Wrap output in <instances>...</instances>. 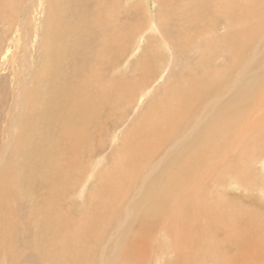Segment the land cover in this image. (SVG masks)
I'll return each mask as SVG.
<instances>
[{"label":"bare ground","instance_id":"bare-ground-1","mask_svg":"<svg viewBox=\"0 0 264 264\" xmlns=\"http://www.w3.org/2000/svg\"><path fill=\"white\" fill-rule=\"evenodd\" d=\"M33 1L14 0V2H12L13 13L15 14L14 17L10 14L7 15V13L4 12V9L0 10L1 21L4 24H7L10 28L17 27L16 29L17 34L20 35V40L22 41L27 40L26 36L30 37V33H28L29 31L26 30L28 20L30 26L27 27H33L35 31L39 29L38 25L39 23L41 24L42 22L41 9L39 13L32 11ZM67 1L68 3H71V12H70L71 20L68 23V25L66 24L67 26L66 30L56 32L57 35H55V32L53 33L54 36H57L55 41L57 39H62V36L66 37V42H64L65 48L54 47V49H51L48 46L46 50L49 56L47 65L50 68H48L45 74L43 75V82H42V74L40 75V77H38V79H40L38 81L40 86L39 84L38 86L35 84V86L38 87L35 90L37 91L38 96L35 95L37 96V99L34 100L32 107L33 110L31 111L30 115L27 117L28 122L24 123V126L22 124L21 128L19 127L20 129L18 133L15 134L13 132L14 136L13 133L11 132L14 129H18V124L16 123V121L10 122L8 124L9 128L4 130L5 133H8L9 136L12 135L14 138L10 140V142L4 145L2 148L3 153H5V156H3L4 158L1 157L3 158V160L0 161V167L2 168L3 166L2 170H4V166L8 162H10L9 164H7L9 166V170L14 173V171L17 168H19L18 172L20 173V175L18 174L16 177L20 179V177L24 174V171L27 170L30 167V165L34 164L36 166L37 163L41 162L40 159L43 158L45 153L46 154L48 153L49 149L52 148V146L55 147L54 144H56V142L63 144L64 147V144L68 142H69L68 144H70V141H72V144H74L73 145L74 148L75 146L91 145L89 147H91L92 151H95L94 146L96 148V145L91 144L92 141L94 142L95 136H97L95 134L98 133V131L103 128L104 124L107 125L108 121L110 120L109 115L110 117H113L112 116L113 114H110V112L106 114V108L112 107L113 105L117 107V103L119 101V103L121 102L123 103L122 104L123 106L125 105L131 106V104L137 102L136 104L137 107L133 108L132 110L136 112L138 110V107L139 109H141L140 107L142 105H145L144 103L149 100V98L155 91L156 87L160 85L162 82L166 81V79L170 75L169 70L171 69V67H173L175 58L177 56L176 54L184 53L190 55L191 58L188 57L189 63L190 62H192V64L194 63L193 66L196 65V67L200 68L199 70H202V71H198L201 75H199V73L197 74L193 73L194 71L190 70L188 72L189 73L191 72L192 74L195 75L191 76V79L186 78L187 79L186 84L182 82L184 84L182 86L175 85L176 87L171 86L172 88L169 86L170 89L169 90L167 89L168 92H166V97L160 101L159 107L155 106L156 109L153 110L154 114L152 113L153 116L150 117L149 119L150 121L148 122L150 123V125H148L145 128L142 126L143 127L142 133H140V135L138 134L134 135L135 138L134 139L132 138L133 141L127 143L128 145L130 144V147H127L126 144L125 146L126 148H123L124 152H121L119 156H117V158L121 157L120 159H118L119 162V164H117L118 167L115 168L116 164L113 163L114 169L116 170L112 173L108 172L107 174L108 176L106 178L103 175L105 178L104 183L108 182V185L112 183L110 184L109 187L110 189L108 190L115 192V195L117 193L120 194V196H122L123 198H121V200L119 201L120 208L116 212L117 217L115 219L117 220V226L116 228H114V231H112L114 233L111 232L112 235L109 237L106 243L100 247V250L102 251L103 254L102 255L103 259L100 257L102 261L93 262L92 260L91 262L90 260L89 264H110V261L107 260V252L109 251V247H110L109 245L111 244L112 241L116 240V238L118 237L117 236L118 233L122 234L121 232L128 227L129 225L128 220L132 218V217L129 218V214L131 213L134 205L136 207L138 204L143 203L142 206H145L147 202L149 201L152 202V199L150 197L151 194L154 193L155 189H153V187L151 186H155V184L158 181L160 182V180H162L164 173H166V178H165L166 187L164 188L165 191L160 190L159 192L161 193V195L165 194V198H163L164 196L159 198L157 204L156 205L154 204V206H156L155 207L156 209L152 208L154 211L148 212V215H146L148 216L146 220L148 221L147 223L153 225L154 221H156V219L158 218V214L161 211H165V210L168 211L170 215H175L176 217H179L178 222H175L177 220L174 221L175 225L174 223L171 224L169 223L170 228L172 225L176 226V228L178 227L180 233L177 234L179 237L175 239L176 241L175 245L177 243V246H175L174 251L177 257L168 264H192L198 262L197 261L198 256L196 254V250L199 251L201 249L200 245L202 244V238L204 239V236L209 232L210 234H213L212 236L214 237L215 234H217L219 231H227L226 236H228V238L225 237L226 238L225 239L222 236L224 238L222 244L224 246L230 245L232 242L231 239L232 235H230V232H233V219L232 221L231 220L229 221V219L233 217V205H234L233 185L240 186L238 183H234L233 181V178L235 177V175H233V170L234 171L239 170L238 172L239 176H242L244 174L245 175L249 174V172L251 171H253L256 174V176H258L256 166L260 167L259 170L260 172H263L262 170H264V156L259 161V153H258V151L261 149V147L264 144V133L261 134L259 137L262 138V141L253 145L251 149L249 148L245 149L248 153L247 155H245V157L240 153L237 154L235 153L236 155L233 157V153H234L233 135H235L236 138L239 137L241 139L242 137H246L249 133V130L250 129L252 130L254 124L257 130L256 129L253 131L250 130V133L255 131L254 133H252L255 134L258 132H263L264 130L263 121H260L259 118V115L261 114L264 107V3L261 4L260 7L258 5L251 7L252 11L251 10L249 11V16L251 15V13L252 15L250 17L248 16L250 18V23H247V21L245 20H243L245 22L242 21L243 23L240 21L242 23L241 24L242 30H244V34L246 35V37L242 38L241 40H238V38L237 39L235 38L237 37V35L233 36V0H182L183 7L181 9V13L176 14L171 18H169L170 15L167 14L168 18L166 19L164 18L165 22L161 25V27L158 26L155 20L156 17L155 0H148L149 3L147 2V4L149 10L148 14L150 15L149 16L150 24L148 28H146L144 31L141 32H139V29L143 23L139 20L140 17H142L140 14L143 11L141 12L139 2L135 3L137 0H70V1L67 0ZM35 3L40 4V6H42L43 4L42 0H35ZM122 3L124 4L122 5ZM6 4L9 5L8 0H0V8L1 7L3 8V6ZM18 4L24 5V7L18 6V8H14ZM16 9H19L21 12L18 13ZM260 18L262 20L258 24L255 23L256 25H253V22L251 20L254 21L255 19H260ZM35 26L37 27L35 28ZM70 27L71 30L69 29ZM6 32H8V29L6 30ZM154 34L159 35L158 37L160 38V40L159 43L157 44L158 50L161 51V54L164 51L163 55L165 56L166 54L169 66L168 65L165 66L164 69L159 74H157V71L154 70L152 64H150L151 60L147 58L148 55H146L145 53V55L139 59L140 64H138L139 66L148 65L146 67L142 66L144 68L143 70L146 74V77L145 79L143 77L144 80L142 79L143 82L141 87L136 86L138 85L140 80L139 81L136 80L138 83L137 82L135 83V87L129 88V85L126 84L127 79L125 77H119L117 79L116 77L108 76V70L117 66L119 64L118 62L119 59H121L123 55H126L132 39L139 36L138 40L134 44L135 46L133 50L130 52L128 60L123 66V68L126 70L129 68V65L131 64V60H133V58H136L139 52L143 53L144 51L143 44H145V42L148 41L146 36L152 35V37H155ZM35 37L39 39L40 34L36 33ZM155 41H156V37H155ZM233 42H235V44H233ZM27 43L30 44L29 42ZM236 44L238 46L236 48L238 53L235 62L233 64V57H234L233 47ZM113 51H116V53H113ZM8 52L5 58H8ZM33 57L34 56H32V58ZM196 67L194 66L192 68L196 69ZM149 68L151 69V72H148ZM31 72L33 74V71ZM233 74L235 75L233 76ZM28 86L30 87V82L27 81L25 83V88L26 87L28 88ZM23 90L25 92V89ZM23 90H20L21 100H23V96L25 97V95H22ZM39 90H41V92ZM123 97L124 100H121V98L123 99ZM135 97H137L136 100ZM56 103H60L58 105H62L64 109H66V107L70 109V114L65 115L66 110L62 109L61 111V108H57ZM245 120L246 122L244 123ZM233 122L237 123V126L234 130H233ZM123 123L124 121H122V124ZM60 124L66 125L67 133H65V130L63 129L60 134L59 132L60 128H58ZM119 129L120 128H118L116 131H118ZM103 130L106 131V129ZM32 131H33L32 134L34 136L28 137ZM113 131L116 132L115 130ZM121 134L122 133L120 132H116L115 135L113 134L114 137L112 141H114L115 144L121 139L120 137ZM99 137L101 138V136ZM103 141H105V139H103ZM91 150H89V153H92ZM256 150L258 151L255 152ZM8 154H10L9 156H11L10 158L11 161L10 160L8 161V157H6ZM76 154L78 155V153ZM79 156L80 155H78L77 159L80 160L81 156L80 158ZM114 157L111 158L115 159V162H117L116 161L117 158ZM50 158L51 157H49V159ZM101 158H103V156ZM233 158L235 161L234 163H236L235 168H233ZM98 159L102 160L100 158ZM98 159L97 161H99ZM105 159H107V157ZM45 160L46 159L42 161L43 163L41 162V165L46 164ZM110 165L111 164H109L108 166L110 167ZM31 167H33V165ZM52 168L54 169V166H52ZM53 169L50 171H53ZM66 170L71 171L70 169H66ZM95 170L96 167L93 168L90 171L89 175L87 176L86 173L84 172L85 174L83 175L86 176L84 177V179L86 178V182L84 183H87L92 179L94 180L93 177L95 175ZM98 170H100V167ZM4 171L6 172L8 170L5 169ZM10 171H8L9 172L8 175H10ZM50 171L49 173H52ZM0 176H4V178L6 177L5 174L4 175L0 174ZM33 176L34 175L29 174L26 182L28 183V180L33 178ZM49 180L50 182H52L51 179ZM1 181L4 182L5 180H1ZM81 181L82 178H77V180H75L73 184H76V186L80 185ZM17 183L15 181V183H13L14 186ZM7 185H9L10 187V184ZM62 185L63 187L66 186L63 183ZM161 185L163 187L164 184ZM28 186L30 187L31 185ZM87 186L84 184L81 193H84ZM22 187H24V185ZM162 187L160 188L162 189ZM15 188L16 187H14L13 189ZM151 188L154 190L153 192L148 191L149 189L151 190ZM235 188H237V186ZM260 188L258 187L259 190ZM30 192L28 193L30 194ZM98 192L101 191L99 190ZM102 192L100 194H102ZM19 193H21V190ZM51 193H53L52 190ZM51 193L50 195H52ZM81 193L80 195H82ZM89 194L90 193H88L87 195L91 196ZM21 196L22 195H20V197ZM60 196H58V199ZM0 197L2 198L3 196L1 195ZM115 197L117 198V196ZM1 198L0 200H2ZM160 199H162V201H160ZM68 200H66V203ZM56 201L54 200V202ZM54 202L52 204H55ZM154 202L156 201H153V203ZM82 203L83 205L85 204L84 201ZM57 204L59 205V203ZM72 205H74V203ZM51 206L54 209L56 205L55 206L51 205ZM97 207H99V205ZM150 208L151 207H149V209ZM9 209L6 207V204L4 205L3 208L1 205V210L3 211L4 215L7 216L8 213V215H10L9 219L12 218L10 219V221L12 220V222L10 223H12V227H13V225L16 226L18 222L14 224V219L12 216L13 213L15 212ZM106 210L108 209L101 208V210L98 211V214L96 212L92 215V218L97 220L95 217L98 218V215H100V213L101 215L105 214ZM84 211L86 210L84 209ZM55 212H53V215L55 214ZM124 212L125 215H123ZM142 212H144V210ZM0 214H2L1 211ZM53 215H51L50 217H53ZM68 216L69 215H67V217ZM63 217L66 216L64 215ZM45 219L46 221H48L47 218ZM166 220L167 218H165L164 221L168 222ZM52 223L51 226L56 228L53 225L55 223L53 224ZM135 224L137 225V223ZM149 224H148L149 227L146 229L149 230L150 233V231H154L153 229L154 226ZM7 226L9 227V224ZM40 226L44 228L43 223ZM46 228L48 227L45 226L44 231L47 230ZM1 229L0 232L2 231ZM166 231L167 230H165V232L163 233L162 232L160 233L164 234L163 235L164 239L169 240L171 235L167 234ZM48 232L50 231L48 230ZM48 232L46 234H49ZM86 232H87L86 227H83L82 229L71 228V233L68 230L67 234L70 233L71 235V246H73L74 239L82 238ZM173 232H177V231H173ZM92 235L94 234H91V236ZM201 235H203V237H201ZM189 237L193 239V243L192 240L191 241L188 240ZM37 238L38 235L36 236V239ZM40 238L42 239V237H39V239ZM124 239H126V237ZM103 240L105 241V239ZM150 241L153 240L151 239ZM45 242L46 241H44V243ZM44 243L42 242L41 244L44 245ZM68 243H70V241ZM154 243L156 242L154 241ZM214 243L216 244V242ZM152 246H153V242H152ZM152 246L150 245L151 248ZM164 247L166 246L164 245ZM187 249L189 251L186 252ZM42 255L44 256V253ZM149 256L150 259H153L154 256H157V252L156 254L155 252H153L151 253V255H147L146 258H149ZM81 258L82 257L80 256L79 259L81 260ZM72 259H73V250L71 249V263H72ZM160 259L162 260V257H160ZM35 262L36 261H34L33 263Z\"/></svg>","mask_w":264,"mask_h":264},{"label":"rangeland","instance_id":"rangeland-1","mask_svg":"<svg viewBox=\"0 0 264 264\" xmlns=\"http://www.w3.org/2000/svg\"><path fill=\"white\" fill-rule=\"evenodd\" d=\"M8 1H9V5H7V4L4 5L3 8L2 7L0 8V10L4 9V12H6L7 15L10 14L14 17L15 14L13 13V8H12L13 7L12 2H14V0H8ZM140 1L141 0H137L135 2V3L139 2L141 12L143 11L140 14L142 17H140V20H139L143 24L141 25L139 32L144 31L146 28L149 27V24H150V17H149L150 15L148 14L149 10H148V4H147L148 0H142L141 2ZM239 1H240V3H239ZM239 1L233 0V36L237 35V37H235V38L236 39L238 38V40H241L242 38L246 37V35L244 34V30H242L241 24L245 21H247V23H250L249 17L252 15V13L249 16V11L250 10L252 11L251 7H254L257 5L260 7V5L264 3V0L263 1L262 0H249V1L248 0H239ZM42 2H43V4H42V6H40V4L35 3V0L33 1L32 11L39 13V11L41 9V12H42L41 21L42 22H41V24L39 23V25H38L39 29L37 31H35V29L33 27H27V26H30V23L28 20L29 24L27 23L26 30L29 31L28 33H30V37L26 36V39H27L26 41L20 40V35H18L17 31H16L17 27L16 28L15 27L10 28L7 24H4L0 19V142H2V143H0V155H1L0 158L5 156V153H3V151H2L3 146L6 145L7 143H9L10 140H12L14 138L13 137L14 133L16 134L19 132V129L21 128L22 124L24 126V123L28 122L27 117L30 115L31 111L33 110L32 107H33L34 100L37 99V96H38L37 91H35L36 88H38V87H36L35 84L38 86V84H39L38 81L40 80V79H38V77H40L41 74H42V82H43V75L45 74L46 70L48 68H50L47 65L49 56H48L46 50H47L48 46L51 49H54V47L65 48L64 42H66V37L62 36V39H57L55 41L57 36H54L53 33L55 32V35H57L56 32L64 31L67 29L66 24L68 25V23L71 20L70 19V17H71V13H70L71 12V3H68L67 0H42ZM155 3H156L155 20H156L159 27H161V25L165 22L164 18L165 19L168 18L167 14L170 15L169 18H171V17L175 16L176 14H180L181 9L183 7L182 0H168V1H166V0H155ZM123 4L124 3H122V5ZM18 6L24 7V5L18 4L14 8H18ZM16 10L18 11V13L21 12L19 9H16ZM146 11H147V13H146ZM147 14H148V16H147ZM243 20H245V21H243ZM261 20L262 19L260 18V19H255L254 21L253 20H251V21L253 22V25H256ZM240 21L241 22L243 21V22L241 23ZM36 27L37 26H35V28ZM7 29H8V32H6ZM69 29L71 30V27ZM36 33L40 34L39 39L35 37ZM154 36L156 37V41H155V37H152V35L146 36L148 41L145 42V44H143L144 45L143 46V49H144L143 53L139 52L137 57L133 58V60H131V64L129 65V68L126 70L123 68V66L126 63V61L128 60L130 52L133 50V48L135 46L134 44L138 40L139 36L132 39L126 55H123L121 57V59H119V61H118L119 64L117 66L108 70V76L109 77L113 76V77H116L117 79L119 77H125L127 79L126 84L129 85V88L135 87V83L140 80L139 83L137 82L138 85H136V86L141 87L142 82L146 77V74L143 70L144 68L142 67L144 65L139 66L138 64H140L139 59L142 58L145 55V53H146V55H148L147 58H149L151 60L150 64H152L153 69L157 71V74H159L164 69V67L168 65V61H167L166 54H165L166 57L163 55L164 51L161 54V51L158 50L157 44L159 43V40H160V38L158 37L159 35L154 34ZM51 37H52V39H51ZM27 42H29L30 44H28ZM233 44H235V42H233ZM29 45H30V47H29ZM237 47H238L237 44L233 47L234 48L233 49V56H234L233 57V64L235 62V59H236V56L238 53V51L236 50ZM7 52H8V58H5L7 56ZM9 53H10V55H9ZM113 53H116V51H113ZM176 55L177 56L175 58V62L173 64V67H171V69L169 70L170 75L168 76L166 81L162 82L160 85H158L156 87L155 91L153 92V94L151 95L149 100L144 103L145 105H142L140 107L141 109H139V107H138V110L136 112L132 110L133 108L137 107V105H136L137 102L131 104V106H129V105L123 106L122 105L123 103L122 102L119 103V101L117 103V107L113 105L112 107L106 108V114L108 112H110V114H113L112 115L113 117H110V115H109L110 120L107 123V125L108 124L109 125L107 126L106 124H104L103 128L100 129L98 131V133L95 134L97 136H95L94 142L93 141H92L93 143L91 142V144L96 145V148L93 145L95 151L91 150V147H89L91 145H89V146L88 145L75 146V148H74L73 147L74 144H72V141H70V144H68L69 142L64 144V147H63V144L56 142V144H54L55 147L52 146V148L49 149L48 153L47 154L45 153V155L43 156V158L46 159L48 162L45 160L46 164L41 165V162L44 161V159L42 158V159H40L41 162L37 163L36 166L34 164H32L33 167H31L32 165H30V167L24 171V174L20 177V179H18L16 177L18 174L20 175V173L18 172L19 168H17L14 171V173L9 170V166L7 164H9L10 162H8L5 165L6 167L4 166V170L7 169L8 171H10V175H8L9 174L8 171H6L7 172V175H6V172L4 170H2L3 166H2V168L0 167L1 168L0 174H2V175L5 174V176H6L5 177L6 179L4 178V176H0V181L5 180L4 182H2V181L0 182V186L2 187V188L0 187V196L1 195L3 196L2 198L0 197L2 199V200H0V211L2 213V214H0V225H1L0 229L3 228V229H1L2 231L0 232V264H35V263L36 264H89L90 260H91V262H92V260H93V262L94 261H96V262L102 261V259H103L102 255L103 254H102V251L100 250V247L102 245H104L106 243V241L109 239V237L112 235V233H114L112 231H114V228H116V226H117V220L115 219L117 217L116 212L120 208V206H119L120 202L119 201L121 200V198H123L122 196H120V194L117 193L119 195L118 196L117 194L115 195V192L108 190V189H110L109 188L110 184H112V183H110L108 185V182H106L107 184L104 183L105 178L108 176L107 175L108 172L112 173L116 170V169H114L113 165L116 164L115 168H117L118 167L117 164H119L118 159L121 158V157L117 158V156H119V154L121 152H124L123 148H126L125 146L128 142L133 141L132 138L133 139L135 138L134 135H136V134L140 135V133H142V131H143V127L145 128L148 125H150V123H148V122L150 121L149 120L150 117H152L154 114L153 110H155L156 107H159L160 101L166 97V92H168L170 87L171 86L173 87L175 85L182 86V85L186 84V80L191 79V76L195 75V74H192L190 72L192 74L191 75L188 71L193 70L194 71L193 73H196V74L199 73L198 71H202V70H199L200 68L196 67V65H194L196 67V69L192 68V67H194L193 66L194 63L193 64H192V62L189 63V58H191L190 55H187L184 53L176 54ZM32 56H34V57L32 58ZM17 64H19V65H17ZM146 66H148V65H146ZM146 66H144V67H146ZM188 66H190L191 68ZM141 68H142V70H141ZM150 68L148 69L149 70L148 72H151ZM120 70H122V71H120ZM31 71H33V74ZM142 74H143V76H142ZM199 75H201V74L199 73ZM234 75L235 74H233V76ZM181 76L184 78H182ZM187 76H190V77H187ZM143 77H144V79H143ZM27 81L30 82V87L28 86V88L27 87L25 88V83ZM130 82H131V84H130ZM168 82H170V83H168ZM39 86H40V84H39ZM23 89H25V92ZM20 90H23V94L22 93L21 94L25 95V97L23 96V100H21V98H20V96H21ZM39 91L41 92V90H39ZM24 93H26V94H24ZM31 95H33V96H31ZM35 95H37V96H35ZM13 98H15V99H13ZM136 98L137 97H135V100H136ZM121 100H124V97H123V99L121 98ZM18 101H20V102H18ZM23 102H25V103H23ZM60 103H62V102H60ZM60 103H56V106H57V108H61V111H62V109H64V108L62 107V105H58ZM25 104H26V106H25ZM114 107H116V108H114ZM18 108H20V109H18ZM28 108H30V109H28ZM109 108H111V109H109ZM64 110L69 111V112L65 111V115L70 114V109H68L66 107V109H64ZM13 115H15V116H13ZM2 118H4V119H2ZM12 118L14 121L12 120ZM259 118H260V121H263V127H264V107H263L261 114L259 115ZM15 121L18 124V129L12 130L11 133L14 132L13 136L12 135L9 136L8 133L4 132V130L9 128L8 124L10 122H15ZM122 121H124V123H123L124 125L122 124ZM236 122H238V121H236ZM236 122H233V130L237 126ZM245 122H246V120L244 121V123ZM19 124H20V126H19ZM117 124H119V125H117ZM58 128H60V130H59L60 134H61V131L63 129L65 130V133H67V128H66L65 124H63V125L60 124ZM118 128H120V129L118 131H116ZM103 129H106V131H104ZM255 129L256 128H255V124H254L252 130L251 129L250 130L253 131ZM113 130H115L116 132L122 133L120 135L121 139L116 143L117 145L115 144L114 141H112L114 135L116 134V132H114ZM250 130H249L248 135L246 137H242V139L239 137L236 138L235 135H233V141H234V143H233V152H234L233 157L237 153H240V154L244 155V157H245V155L248 154L245 149H247V148L251 149L253 147V145L262 141V138H259V137L261 134L264 133V130H263V132H258L255 134H252L255 131L250 133ZM32 133H33V131L31 132V134H29L28 137L34 136ZM56 133H57V131H56ZM35 136H36V133H35ZM99 136H101V138ZM102 137H103V139H105V141H103ZM102 144H103V147H102ZM127 147H130V144L129 145L127 144ZM62 149H63V151H62ZM75 149H77V150H75ZM89 150H91L92 153H89ZM75 151H76V153H78V155L81 156V158L79 156L80 160L77 159L78 155L75 153ZM257 151L258 150H256L255 152H257ZM80 153H82V154H80ZM258 153H259V161H260L262 159V157L264 156V144L261 147V149L258 151ZM84 154H86V155H84ZM9 155L10 154H8L6 157H8V161L9 160L11 161V159H10L11 156H9ZM48 155H49V157H51L50 159H49ZM112 155H114L115 157ZM102 156H103V158H101ZM105 156L107 157V159H105L106 158ZM111 157L117 158L116 161L118 163L115 162V159H112ZM3 158H1L0 161H2ZM73 158H74V160H73ZM94 158H95V160H94ZM98 158H100L102 160H99ZM97 159L99 161H97ZM104 161H105V163H104ZM234 162L235 161L233 158V168L236 167L235 166L236 163H234ZM50 164L52 166H54V169L52 168V166ZM93 164H95V165H93ZM105 164L107 165V167ZM109 164H111L110 165L111 169L108 166ZM34 166H35V169H34ZM48 166H49V168H48ZM92 167L93 168L96 167L95 175L93 177L94 180L92 179L89 182L84 183V182H86V178L84 179V177L89 175L90 171L93 169ZM99 167H100V170H98ZM51 168L53 169V171H50V170H52ZM66 169H70L71 171H67ZM73 169L75 170V172ZM54 170H57L58 172L54 171ZM78 170H81V171H78ZM256 170L258 172V176H256V174L253 171L249 172V174H246V175L244 174L242 176H239L238 175L239 170L238 171L233 170V175H235V177L233 176L234 177L233 181H234V183H238L240 186L236 185L237 188H235L236 186L233 185V203H234V205H233V217H231V219H229V221L230 220L232 221V219H233V232H230V235H232V238L230 237L232 239L231 244L226 245V246H224L222 244L223 239L225 237L228 238V236H226L227 231H219L217 234H215L214 237L212 236L213 234H210V232L207 233L204 236V239L202 238V244L200 245L201 249L199 251L196 250V254L198 256L197 257L198 262L192 263V264H264V170H262L263 172H260L259 171L260 167H258V166H256ZM49 171L52 173H49ZM45 172H47V173H45ZM84 172L86 173V176L83 175V174H85ZM246 172H244V173H246ZM53 173H55V174H53ZM76 173H79V174H76ZM80 173H82V174H80ZM29 174H32L34 176L30 180H28V183H27L26 180H27V177ZM46 175H48V176H46ZM73 175H74V177H73ZM103 175L105 176V178ZM68 176H70V177H68ZM64 177H65V179H64ZM43 178H45V179H43ZM61 178H63V179H61ZM77 178H82V181H81L80 185L76 186V184H73V183L75 182V180H77ZM165 178H166V173H164V175L162 177V180H164V181L160 180V182L158 181L155 184V186H151V187H153V189H155V191L152 188H151V190L150 189L148 190L150 192L154 191L153 194H156V195L151 194L150 198L152 199V202H150V201L147 202V204H145V206H142L143 203L138 204L136 207L134 205V207L132 209L133 212L131 211V213L129 214V218H131V217L132 218L130 220H128V223H129L128 227L121 232L123 235L119 234V233L117 234L118 237L116 238V240L112 241L111 244L109 245L110 246L109 251L108 252L106 251L107 252V260L110 261V264H118V263L119 264H129V263L130 264H132V263L133 264H156V263L157 264H165V263L168 264L177 257L176 253L174 251L175 246H177V243L175 245V242H176L175 239L179 237L177 234L180 233V230L178 229V227L176 228V226H174V225H175V222H178L179 217H176L175 215H170L169 212L165 210V211H161L158 214V218L156 219V221H154L153 225L147 223L148 221L146 220V218L148 217L146 215H148V212L154 211L152 208L156 207V206H154V204L155 205L157 204V201H159V198L163 197V196H164L163 198H165V194L161 195V193L159 192L160 190L165 191L164 190V188L166 187ZM49 179H51L52 182H50ZM11 181H14V182H11ZM15 181H16V183L18 181V183H17L18 186H17V184H15V186H14L13 183H15ZM23 181H24V183H23ZM51 183H52V185H51ZM62 183L64 185H66L67 187L64 186L65 187L64 188ZM82 183H83V186H84V184L86 186L90 185V186L86 187L87 191L85 190L84 193H81L82 187H83ZM7 184H10V187ZM161 184H164L163 187ZM23 185H24V187H22ZM28 185H31V186L29 187ZM58 186H60V187H58ZM14 187H16V188L13 189ZM160 187H162V189ZM258 187L259 188L261 187L260 190L258 189ZM29 188H31L33 190H31ZM52 188L53 189L55 188V189L53 190ZM26 189H28L29 191ZM102 189H104L106 191H104ZM20 190H21V193H19ZM34 190H36V191H34ZM51 190L53 193H51ZM99 190L101 192L102 191H104V192H102V194H100L101 192H98ZM108 191H109V193H108ZM22 192H23V194H22ZM28 192H30V194ZM79 192L82 195H80ZM85 192L87 194L90 193L89 195H91V196H88ZM38 193L40 194L41 197L39 196ZM50 193L52 195H50ZM68 193H69V195H68ZM95 193L98 195H96ZM54 194H56V195H54ZM65 194L69 197H67ZM20 195H22V196L20 197ZM35 195H36V197H35ZM37 195H38V197H37ZM58 196H60L59 199H58ZM95 196H97V197H95ZM99 196H100V198H99ZM115 196H117V198ZM156 196H157V198H156ZM88 197H90V198H88ZM110 197H112V198H110ZM31 198H32V200H31ZM48 198H51V199H48ZM65 198H67V199H65ZM68 198L70 201L68 200ZM46 200H47V202H46ZM54 200L55 201L58 200V201L54 202ZM66 200H68L67 201L68 204L66 203ZM116 200H117V202H116ZM3 201H5V202H3ZM83 201L85 203L84 205L82 203ZM153 201H156V202L153 203ZM160 201H162V199H160ZM53 202L55 204H52ZM63 202H64V204H63ZM78 202L80 205L78 204ZM41 203H42V205H41ZM57 203H59V205ZM60 203H61V205H60ZM73 203L75 206L72 205ZM81 203H82V205H81ZM108 203H110V204H108ZM158 203H161V202H158ZM5 204H6V207L8 209L10 208L12 211L15 212V213H13L12 217L14 219V224H16L18 222L16 224V226L13 225V227H12V223H10V222H12V220L10 221V219H12V218L9 219L10 215H8V213H7V216L4 215L3 211L1 210V205L3 208ZM20 204H21V206H20ZM51 205H53V206L56 205V206L53 209ZM98 205H99V207H97ZM103 206H106V207H103ZM59 207H60V209H59ZM149 207H151V208L149 209ZM101 208H105L108 210H106V213L103 215H101V213H100V215H98V218L95 217L97 220L93 219L92 215L96 212L98 214V211L101 210ZM131 208H132V206H131ZM47 209H49V210H47ZM84 209L86 211H84ZM143 210H144V212H142ZM55 211L56 212L58 211V212L56 213ZM53 212H55L54 215H53ZM84 213H86V214H84ZM141 213H143V214H141ZM14 215H15V218H14ZM51 215H53V217H50ZM64 215L66 217H63ZM67 215H69V216L67 217ZM106 215H107V217H106ZM123 215H125V212ZM163 215H165V216H163ZM45 218H47L48 221H46ZM69 218H71L72 220ZM165 218H167L166 221H168V222L164 221ZM49 219H50V221H49ZM82 219L83 220L86 219V220L83 221ZM159 220L161 221V223ZM175 220H177V221H175ZM53 221H56V222H53ZM105 221H107V222H105ZM130 221L133 223H131ZM47 222H49V223H47ZM52 222L57 224V225L53 224ZM109 222H111V223H109ZM42 223L44 225V228H45V226L48 227V228H46L47 230L44 231V228L40 226ZM51 223L56 228L52 227ZM135 223H137V225ZM145 223H146V225H145ZM166 223H167V226H166ZM169 223L170 224L174 223V225H172L170 228ZM8 224H9V227L7 226ZM27 224H28V226H27ZM134 224H135V227H134ZM148 224L154 226V228H153L154 231H150V233H149V230L146 229L149 227ZM83 227H86V230L88 233L87 232L85 233V235H84L85 237L83 236L80 239H74L73 246H71V235H70L71 228L72 229H77V228L82 229ZM174 227H175V229H174ZM48 230L50 232H48ZM68 230L70 233L67 234ZM165 230H167L166 231L167 234L171 235L169 240L163 238L164 234H162V233L165 232ZM173 231H177V232H173ZM47 232L49 234H46ZM160 232H162V233H160ZM91 234H94V235L91 236ZM32 235H34V236H32ZM37 235H38V238H37L38 240L36 239ZM104 236H105V238H104ZM39 237H42V239L40 238L41 239L40 240ZM63 237H65V238H63ZM125 237H126V239H124ZM140 237H142V238H140ZM201 237H203V235H201ZM46 238H47V240H46ZM192 238H193V236H192ZM192 238L189 237L188 240L189 241L192 240V243H193ZM43 239H45V240H43ZM103 239H105V241ZM151 239L153 241H150ZM165 240H166V242H165ZM44 241H46V242L44 243ZM66 241H68V242L70 241V243H68ZM102 241H103V243H102ZM154 241L156 243H154ZM171 241H173L174 244ZM42 242L44 243V245L41 244ZM152 242H153V246H152ZM214 242H216V244ZM63 243H64V245H63ZM91 243H93V244H91ZM163 243L166 247H164ZM165 243H167V244H165ZM119 244H120L121 248L119 247ZM155 244H156V246H155ZM48 245L49 246L51 245V246L49 247ZM82 245H83V247H82ZM84 245H86V246H84ZM150 245L152 246V248L150 247ZM42 246L45 248V250ZM46 246H47V248H46ZM71 249L73 250L72 263H71ZM171 249H173V250H171ZM42 250H43V252H42ZM85 250L89 253H87ZM152 251L155 252V254L157 252V256H154L153 259H150V256H149V258H146L147 255H151V253H153ZM187 251H189V250L187 249L186 252ZM158 252H159V254H158ZM40 253H42V254L44 253V256ZM174 253H175V255H174ZM110 254H112V255H110ZM160 254H162V255H160ZM80 256L82 257L81 260L79 259ZM160 257H162V260L160 259ZM95 258H97V259H95ZM31 259H33V260H31ZM124 259H125V261H124ZM34 261H36V262L33 263Z\"/></svg>","mask_w":264,"mask_h":264}]
</instances>
